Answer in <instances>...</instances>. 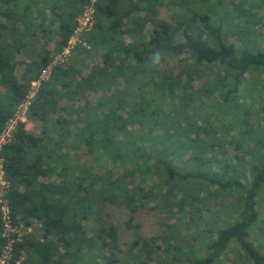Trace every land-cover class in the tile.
<instances>
[{"label":"trees","instance_id":"1","mask_svg":"<svg viewBox=\"0 0 264 264\" xmlns=\"http://www.w3.org/2000/svg\"><path fill=\"white\" fill-rule=\"evenodd\" d=\"M87 1L0 0V132L31 81L67 45ZM227 2L228 12L245 20L241 1ZM186 3L97 0L86 45L77 44L41 82L26 114L34 129L19 122L0 150L12 225L39 226L17 237L8 264H222L232 242L246 260L264 264L249 239L256 199L264 193V131L260 142H239L233 120L225 119L245 75L264 77V47L236 46L208 13L183 12ZM161 7L169 9L167 18ZM245 21L246 33L251 27ZM40 37L56 38L52 54ZM91 53L100 63L84 73ZM88 93L97 97L90 100ZM260 107L242 109L254 118L247 132L255 125L263 130ZM226 145L243 152L233 164L225 158ZM210 207L216 217L207 219ZM145 212L173 234H141ZM116 213L133 235L123 260ZM219 213L233 219L219 224ZM174 217L181 227L167 223ZM3 229L0 209V250ZM171 238L179 242L169 252Z\"/></svg>","mask_w":264,"mask_h":264},{"label":"rangeland","instance_id":"2","mask_svg":"<svg viewBox=\"0 0 264 264\" xmlns=\"http://www.w3.org/2000/svg\"><path fill=\"white\" fill-rule=\"evenodd\" d=\"M179 2H182L184 0H178ZM187 3L182 5L183 7L181 10L183 12L190 13L189 9H195L200 12H206L210 15V20L213 24H221L223 27L224 33H226L227 38L229 41L235 43L236 46H241L242 43H246L250 47H264V3L261 5L259 4V0H254L257 6H252L250 5L249 2L246 0H232L235 2L241 1L243 8L246 10L244 12V17L245 20H247L250 30L245 33L243 30L245 29V24L246 21L243 19L242 21L239 20V18L236 17V15L233 14V16L228 12V0H221L218 2V0H185ZM240 3V2H239ZM173 9V8H172ZM160 16L162 18H167L169 9H165L164 7H161L160 9ZM240 21V22H239ZM238 28V30H241L243 33L242 35H239L240 33H236L235 30ZM147 30H150L149 27H147ZM146 30V31H147ZM250 31H253L254 33H251ZM179 39L183 40L182 36L179 34ZM128 40V38H127ZM55 42L56 38L50 42H45L43 38L40 37V44L44 45L48 51L52 54L54 52L55 48ZM252 43V44H251ZM250 44V45H249ZM89 56V59H86L87 63V68L84 70V73L88 72L89 66H92L93 64L100 63V56L94 53H91ZM88 58V57H87ZM18 60L24 61L25 58L23 55L19 56ZM24 69V66L18 65L16 73L18 76L22 73ZM245 81L243 82V85L240 87V91L236 95L235 102L233 103L234 109L232 112L228 113L226 115V121L230 120L229 122H232V127L234 126L233 129V134L237 137V141L243 142L242 140H255L258 139L260 142V138L263 139V130L260 128H255L253 126V131L251 129V132L245 129H248L247 127L249 126V123L252 124V121L254 118L251 117L250 114H245L242 109H244V106L246 107L251 106L252 110H259L261 108V104L264 105V77L263 73H254V74H246L245 75ZM199 81L196 80L194 83H198ZM242 94V95H241ZM241 95V96H239ZM88 99H95L97 96L96 94L88 93ZM237 96H239L238 101ZM252 97L255 99V101L252 100ZM209 100H207L208 102ZM81 102V100H80ZM240 102V103H239ZM231 103V101H230ZM260 104V105H259ZM223 108V106H221ZM241 110H240V109ZM228 109V108H226ZM239 111L238 115H235V112ZM214 112V110L210 109V113ZM245 115H244V114ZM212 114V113H211ZM205 115L203 113L200 114V117H204ZM211 116V119H216L217 117ZM26 128L28 130H33L34 129V124L32 122L26 121ZM197 123H200V121H197ZM201 124V123H200ZM247 126H246V125ZM261 127H264V121H261ZM250 129V128H249ZM246 143V142H245ZM253 143V142H252ZM245 147V144L243 145ZM252 146L251 148H255L254 144L250 145ZM260 147H257L256 149L259 150ZM227 156L225 157L226 160L233 164V156L234 155H243L242 151L236 150L233 146H227ZM249 149V148H248ZM259 152L263 153V145H262V150ZM248 158V157H247ZM248 178L242 179L241 182L244 184H247L248 181L250 180V175H247ZM263 191V188H262ZM260 191L257 199H256V210L258 212V218L255 221V223L252 226V230L250 231L249 239L253 240L257 248L264 254V193ZM216 210L215 207H210L209 210L205 212L207 219H211V217L214 218V213L212 212ZM186 218H188L187 214L185 215ZM216 217V216H215ZM217 219L219 224H222L223 222H229L233 218L229 217L227 214H222L219 213L217 214ZM235 218V217H234ZM125 219V217L121 213H116L113 216V222L115 225L118 226L119 228V233H118V245L120 252L118 253L119 259H124L127 254L129 253V246L133 240V235L131 231H124L122 228V221ZM240 219L239 215L235 218L234 221ZM175 221L170 219L167 223L168 224H173ZM162 221L153 213H143L142 216L140 217V226H139V231L141 234H153V233H160L164 232L168 234L169 236L173 234L172 228L162 225ZM177 222V221H175ZM34 223L32 227H29L32 232H38L39 231V226L35 225ZM177 224L181 227V225L177 222ZM179 226H176L177 229H180ZM30 229L23 230L24 232H29ZM183 232V231H182ZM90 234V233H89ZM185 235H188L187 231H184ZM179 241L171 238L169 240V243L171 244L168 246L166 250L171 252V247L178 244ZM230 249L223 255V257L226 261H224L222 264H252L249 260H246L244 256L243 250L234 242L230 244ZM173 249V248H172ZM130 263V262H129ZM157 262H151L150 264H156ZM171 264V263H167ZM175 264V263H172ZM177 264V263H176Z\"/></svg>","mask_w":264,"mask_h":264},{"label":"built area","instance_id":"3","mask_svg":"<svg viewBox=\"0 0 264 264\" xmlns=\"http://www.w3.org/2000/svg\"><path fill=\"white\" fill-rule=\"evenodd\" d=\"M96 2L97 0L87 1L82 12L76 19V26L74 28L73 34L67 41V45L63 48L61 53L54 55L51 63L39 74L38 78L31 81L30 90L26 96V99L18 105L15 114L5 122V125L0 132V150L2 145L6 144L12 138L18 123L28 121L26 114L30 105V101L37 92L41 82L46 81L49 78L52 66L57 63H65L70 57L71 50L77 44L86 45L84 38L93 27ZM9 190L10 184L5 177L3 158L0 156V209L4 225V229L1 233L4 244L0 250V264L9 263L12 253V244L15 240H18L17 237H19L23 231L21 230L23 227L20 225V227L12 225L9 214V206L6 199ZM14 234H16V238L14 237Z\"/></svg>","mask_w":264,"mask_h":264},{"label":"crops","instance_id":"4","mask_svg":"<svg viewBox=\"0 0 264 264\" xmlns=\"http://www.w3.org/2000/svg\"><path fill=\"white\" fill-rule=\"evenodd\" d=\"M19 190H22L21 188H19Z\"/></svg>","mask_w":264,"mask_h":264}]
</instances>
